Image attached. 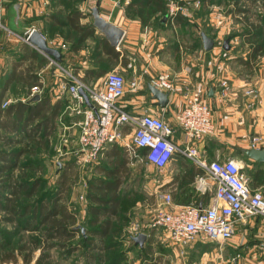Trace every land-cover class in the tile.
<instances>
[{
  "label": "crops",
  "instance_id": "obj_1",
  "mask_svg": "<svg viewBox=\"0 0 264 264\" xmlns=\"http://www.w3.org/2000/svg\"><path fill=\"white\" fill-rule=\"evenodd\" d=\"M131 3L132 0H0V152L6 151L8 153L5 154L9 155L11 149L21 148L30 137L35 138V151L30 153L39 155L40 150L47 147L52 154L43 152L42 158L28 161L32 163L30 168L41 172L43 165L55 162V179L61 182L69 178L66 177L67 173L71 175L70 170L76 164H86L76 153L80 121L84 118L83 112L78 109L90 106L88 101L79 104L72 97L70 86L84 83L101 89L107 74L115 70L125 79L126 90L120 99L121 106L132 115L151 113L162 116L173 125L171 140L181 148L185 147L188 139L176 122V113L184 106L187 92L201 93L204 100L214 107L215 131L197 144L199 157L207 161L227 158L237 160L244 165L250 187L264 194V162H258L244 152L245 149L253 148V137L264 139V65L256 71H260L259 74L253 75L246 74L242 69L248 67L250 62L220 61V58L214 57L217 53L215 45L210 50L205 49L202 37L204 31L201 33V46L193 52L188 53L182 45L172 46L169 34L165 32L167 28L157 30V33L149 26L150 20L143 21L135 11L136 5L131 6ZM94 7L99 8L102 17L124 30L117 46L112 45L93 24ZM167 17L168 14L164 15L161 24L173 23L178 18L177 15ZM86 26H94L95 32L82 39L81 28ZM34 29L43 35L50 47L59 50L60 59L45 53L29 40ZM162 73L169 74L174 87L170 90L158 87L169 94L165 106L159 104V99L151 89V85L156 86L155 81ZM247 89H255L258 93L254 107L248 105L252 98L247 95ZM46 117L49 119L45 121ZM133 133L131 126H124L122 140L105 148L96 168L99 174L95 180L112 179L108 171L116 169L120 179V204L130 198L140 197L143 194L141 189H146V194L142 195H149L148 202H144L146 209H122L124 207L121 204L119 213L113 216L119 218L123 215L126 216L124 219L130 221L131 217L137 219L127 227L136 230L129 236L136 247L145 251L157 243L161 245L160 250L167 262L174 255L179 257L177 260L181 264H264V249L261 247L264 218L261 216H250L238 222L236 233L227 240L228 243L200 239L181 245L168 235L155 238L157 229L151 227L150 223L156 214H152L154 210L167 207L163 194H172L173 206L194 204L208 207L216 202L214 185L210 191L200 189L196 180L206 170L180 152L164 168L149 162L145 156L146 149H135ZM9 137H14L13 143ZM6 145L9 150L3 148ZM258 147L264 148V143ZM238 151L245 153V156L241 158ZM24 154L29 152L19 157L17 164L21 168L27 162L20 160ZM49 156L54 159L48 163ZM3 163L4 160H0V165ZM2 176L0 174V178ZM95 180L88 189L93 188ZM39 188L40 182L34 195ZM66 188L64 186L56 190L61 195L58 201L77 213L74 227L81 228L83 233L82 227L89 230L94 226L91 223L93 217L90 206L84 208L88 216L85 223H81L83 220L74 206L63 202ZM138 204L143 205V201ZM20 222L23 224L22 219ZM22 230L33 229L22 227ZM141 234L146 235L142 245L136 241V237ZM25 244L29 246V242ZM5 248H0V261L5 252L14 247ZM18 249L14 252L16 261L1 262L27 264L20 246ZM41 249V246L34 248L39 252H33V260L28 264H37Z\"/></svg>",
  "mask_w": 264,
  "mask_h": 264
},
{
  "label": "built area",
  "instance_id": "obj_2",
  "mask_svg": "<svg viewBox=\"0 0 264 264\" xmlns=\"http://www.w3.org/2000/svg\"><path fill=\"white\" fill-rule=\"evenodd\" d=\"M155 85L166 90L174 88L168 73L160 74ZM81 88L90 102L89 107L78 109L84 118L80 121L76 153L83 163L96 161L108 145L122 140L123 128L129 125L134 130L135 149H146L145 156L149 162L164 168L180 152L206 170L196 180L200 189L210 191L214 185L216 202L208 207L194 204L173 206L172 194H163L167 207L156 212L151 227L162 229L178 244L188 245L200 239L227 241L235 235L238 222L250 216L264 218V194L250 187L243 164L232 158L207 161L199 157L197 144L215 131L214 107L204 100L201 93L187 92L184 106L176 113V122L188 139L185 147L181 148L171 140L173 125L162 116L151 113L132 115L121 106L120 99L126 89L120 72L110 71L101 89L84 83L71 85L70 93L79 104L86 102ZM246 93L252 98L248 105L254 107L258 100L257 91L247 89ZM263 140L253 137V147L263 144ZM261 247L264 249V231Z\"/></svg>",
  "mask_w": 264,
  "mask_h": 264
},
{
  "label": "rangeland",
  "instance_id": "obj_3",
  "mask_svg": "<svg viewBox=\"0 0 264 264\" xmlns=\"http://www.w3.org/2000/svg\"><path fill=\"white\" fill-rule=\"evenodd\" d=\"M153 1L150 7L155 9L158 0ZM164 1L165 10L163 12L154 10L149 14V26H152L151 28L155 31L167 28L165 32L169 34L168 39L172 46L176 47V45H182L188 53L193 52L201 46V33L204 31L214 40V47L217 49V53L214 56L215 58H220V61L233 60V62H241L243 60L250 62L248 67L245 66V68H242L243 71L246 74H259L260 71H256L264 65V0ZM135 5L142 11V5ZM165 14H168L167 19L172 15H177L178 18L175 19L173 23L163 25L161 24V19ZM146 15L147 14H145V16ZM226 45L229 47L228 49L225 47ZM226 63L230 65L228 62ZM3 148L9 150V146L7 145ZM105 150L106 149H104V151ZM104 151L99 156L98 160L94 162L76 164L75 168L70 170L71 175L67 173L66 177H70H65L66 179L64 178L65 180L61 182L55 179L57 175L55 162L50 163V165H43V170L41 172L31 168H21L19 165L15 169V175H22L23 177L25 174V179H38L40 182V190H38V193L30 199L23 198V201L25 203L40 202L42 199L50 201V199H53L57 194V189L67 186L65 190L66 196L63 202L66 201L70 205H73L81 221L83 220L81 223H85L88 215L86 211H84V208L87 205L91 207L93 203H95L90 196L101 195V192H99L96 187L91 189H88V187L89 184L95 180L96 175L99 174L96 168L99 166V161ZM43 152L52 154L50 148L45 147L44 150H40L39 155H35L34 153L24 154L20 160L21 162H25L26 160L32 162L36 161V159L42 158L41 155ZM238 154L241 158L245 156V153L242 151H238ZM44 158L46 159L47 156H44ZM52 159L54 158L49 156L48 163ZM36 165L38 164L36 163ZM145 190L144 188L143 190L141 189V193L143 194H141L140 197H133L123 202V204L121 203L124 207L122 209H146L147 206L145 207L144 202H148L147 199L149 195H147L148 197L142 196L146 194ZM41 191L44 193H41ZM140 201H143V205L138 204ZM156 212L157 210H154L152 214ZM91 217H93L92 214ZM125 217L126 216L123 217V215H120L119 218H113V232L107 238V245H110L109 248H106L107 245L105 241L96 240L97 245L103 248V250L99 252L103 258L94 260L84 253L85 251H77L63 257L57 247L45 246L44 248L42 246L44 237L40 231L22 230L21 219L19 217L0 210V248L4 249V247H6L5 249H11L17 247V249H15V251H17L19 250V246L26 242L30 243L32 238H37L41 243V252H43L42 250L44 248V264H153L154 262L156 264H169L171 262L172 264H181L177 260L179 257H175L174 255L170 262H167L160 250L161 245L157 243H153V245H150L149 248L147 247L148 250L145 251L140 250V247H136L129 237L132 236L136 230L127 227L132 223L134 224L137 219L131 217L130 221V219H124ZM151 217H153V215H151ZM85 229L87 230L86 227ZM156 229L157 231L154 232L155 238L166 236V233L162 229ZM223 243L228 242L223 241ZM30 245L33 247V244ZM1 249L0 255L2 252ZM97 250L98 249L91 250V253H96ZM37 252H39V250L35 251V253ZM209 256L211 258L213 257L211 254ZM220 261H222V259H220ZM0 264L4 263L0 261ZM31 264H35V262Z\"/></svg>",
  "mask_w": 264,
  "mask_h": 264
},
{
  "label": "trees",
  "instance_id": "obj_4",
  "mask_svg": "<svg viewBox=\"0 0 264 264\" xmlns=\"http://www.w3.org/2000/svg\"><path fill=\"white\" fill-rule=\"evenodd\" d=\"M152 2L154 1L132 0L131 6L135 4L142 5V11L138 9V7H135V11L139 13L143 21L147 22L149 14H151L152 11L157 10L163 12L165 10L164 0H158L155 9L150 7ZM145 14L147 15L145 16ZM75 15H77V12ZM81 29L83 31L82 39L85 36L93 35L95 32L94 26H86ZM48 119L49 117H46L45 121ZM14 122L18 123L16 120ZM8 139L11 140L12 143L14 142V137H9ZM34 139L30 137L29 141L21 148L11 149L9 155L5 154L8 153L6 151L0 152V160H4L5 162L0 165V174H3L0 178V209L13 216L21 217L23 223L21 225L23 228L33 230L40 229L44 237L42 245L44 248L45 246L57 247L63 257L73 252L85 251L84 253L94 260L102 259L103 257L99 252L102 251L103 248L97 245L96 240H103L107 245V238L113 232L114 228V220L112 218L113 216H117L121 208L120 199L118 197L120 179L116 175V169L108 171L112 179H97L95 183H92L93 188L96 187V189L101 192V195L90 196V198L95 201L89 208L93 216L91 223L94 226L92 225L93 227L91 229H87L86 235H84L81 232V228L74 227L77 221V213L71 211L66 204L58 201L61 197L60 193H57L50 201L44 199L41 202L37 201L35 203H25L23 201V198L30 199L34 196L39 181L25 179V174L23 177L22 175H15L14 170L19 166L17 162L21 154L35 151ZM31 166L32 163L27 161L22 168H30ZM30 244H33V247H31ZM38 246H41V243L37 238H32L29 246L27 244L20 246L22 253L25 252L23 253V260L25 263L28 264L33 260L34 248ZM109 247L110 245H107L106 248ZM44 248L37 260V264L45 263ZM13 249L5 252L1 258L2 262L17 260ZM95 249H98L96 253H91V250Z\"/></svg>",
  "mask_w": 264,
  "mask_h": 264
},
{
  "label": "water",
  "instance_id": "obj_5",
  "mask_svg": "<svg viewBox=\"0 0 264 264\" xmlns=\"http://www.w3.org/2000/svg\"><path fill=\"white\" fill-rule=\"evenodd\" d=\"M92 14L94 17V22L93 24L95 27H97L101 32H103L106 37L109 39L112 45L117 46L123 35H124V30L115 25L113 22L107 20L106 18L102 17L100 14V10L98 7H94L92 9ZM203 41H204V46L205 49L210 50L214 46V40L207 35L205 32L202 33ZM29 40L38 46L41 50H43L45 53L49 55H55L58 59L61 58V53L59 50L50 47L48 45L47 40L43 37V35L37 30L34 29L29 37ZM226 48H229L227 45L225 46ZM151 89L153 90L155 96L159 99V104L161 106L167 105L169 101V94L166 92H163L160 90L158 87L151 85ZM81 93L85 95L86 101L89 102L88 95L86 92L81 88L80 89ZM244 152L251 157L252 159H255L258 162H264V148H250V149H245ZM82 231L85 234L86 230L85 228L82 227ZM146 239L145 234H141L136 237V241L140 242L142 245Z\"/></svg>",
  "mask_w": 264,
  "mask_h": 264
}]
</instances>
